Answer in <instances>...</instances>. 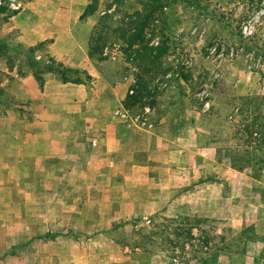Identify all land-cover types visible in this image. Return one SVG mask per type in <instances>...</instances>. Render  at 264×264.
Returning a JSON list of instances; mask_svg holds the SVG:
<instances>
[{"label": "rangeland", "instance_id": "1", "mask_svg": "<svg viewBox=\"0 0 264 264\" xmlns=\"http://www.w3.org/2000/svg\"><path fill=\"white\" fill-rule=\"evenodd\" d=\"M32 1L16 0L19 8H12L11 0L0 5L19 13ZM147 1L152 0H80L71 22V40L102 63L106 95L116 93L113 112L124 116L114 115L162 134V145L175 151L171 157L182 179L190 181L181 191L193 188V197L203 203L213 191L211 211L157 215L150 227L137 230L139 240L161 255L157 264H264V0H168L158 15L165 24L152 23L144 42L129 49L126 38L134 21L147 14ZM9 12L0 15V29ZM59 18L65 25L67 14ZM17 36L5 40L6 56L20 58L28 68L27 51L34 45L23 48ZM48 41L38 52L43 63L49 62ZM161 45L168 46L165 54L152 50ZM182 67L190 72L188 83L176 73ZM139 81L150 97L134 111L128 98ZM4 94L0 106L6 104ZM225 167L245 175L222 176ZM238 202L243 223L231 216ZM6 227L13 230L6 225L1 230ZM16 245L0 243V264L10 263Z\"/></svg>", "mask_w": 264, "mask_h": 264}, {"label": "crops", "instance_id": "2", "mask_svg": "<svg viewBox=\"0 0 264 264\" xmlns=\"http://www.w3.org/2000/svg\"><path fill=\"white\" fill-rule=\"evenodd\" d=\"M79 1L34 0L3 17L0 38L18 35L23 48L49 39L47 55L90 80L64 83L49 70L39 85L20 58L11 68L0 59V89L11 99L0 106V243H17L9 264H157L161 255L146 249L137 230L157 215L211 211L213 191L204 203L193 188L181 191L190 181L162 134L114 115L116 93L106 95L102 63L71 40ZM230 171L245 175L225 167L222 176ZM239 203L231 216L243 223Z\"/></svg>", "mask_w": 264, "mask_h": 264}, {"label": "trees", "instance_id": "3", "mask_svg": "<svg viewBox=\"0 0 264 264\" xmlns=\"http://www.w3.org/2000/svg\"><path fill=\"white\" fill-rule=\"evenodd\" d=\"M152 1H155L153 3ZM152 1H147V5L149 6L147 14L144 15L141 19L134 21V27L133 31L131 34L126 38L127 41V46L132 48L133 46H140L144 40H145V30L146 28H149L152 23L155 21H161L162 24H165V21L158 18V15L163 13V7L167 3L168 0H152ZM8 10L10 11L9 13H13L14 11L7 7L3 6L2 4L0 5V14L3 12H6ZM138 14V13H136ZM8 38L7 36H3L0 38V58L5 59L8 64H13L16 60L17 57H9L6 56L8 52V46L5 43V40ZM166 40V39H165ZM49 41L47 42V44ZM46 44V47H47ZM44 47V43L40 42L36 44L33 47H30L27 51V53L30 55L29 59L27 62L29 63L28 68L32 70L34 76L36 77L39 85L43 84V78L42 74L45 71H55L58 73L61 77L62 82L64 83H75V84H80L82 83V80L78 78L79 76H83L85 80H90V76L85 72V71H79L78 69H73V68H65L62 67L60 64H56L54 60L48 55L47 59L49 60L48 64H44L41 60H36L34 53L37 51H41ZM93 50L96 51L97 47L96 45L92 48ZM91 49V52H92ZM168 46H160V47H153L152 50H156L158 54L163 55L167 52ZM21 66H22V60ZM176 73L178 74L179 78L183 80L185 83H188L190 81V72L188 69H184L183 67L180 68V70H177ZM141 81L137 82V88L134 89V94L129 96L128 99H130L131 104L128 106L129 109L132 110H138L139 106H143L145 101H143L144 98L147 99V97H150V93L146 88H142L140 86ZM3 93V92H0ZM8 102L11 100L7 97L6 99ZM10 103V102H9ZM255 123V122H254ZM252 124V126L254 125Z\"/></svg>", "mask_w": 264, "mask_h": 264}, {"label": "built area", "instance_id": "4", "mask_svg": "<svg viewBox=\"0 0 264 264\" xmlns=\"http://www.w3.org/2000/svg\"><path fill=\"white\" fill-rule=\"evenodd\" d=\"M10 5L12 6V8H19V5L16 2V0H11ZM115 114H119V115H121V117L124 116V114L119 113V112H115Z\"/></svg>", "mask_w": 264, "mask_h": 264}]
</instances>
